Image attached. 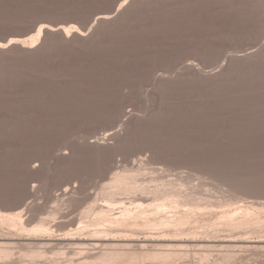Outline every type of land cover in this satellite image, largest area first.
Here are the masks:
<instances>
[{
  "label": "rangeland",
  "instance_id": "374dc122",
  "mask_svg": "<svg viewBox=\"0 0 264 264\" xmlns=\"http://www.w3.org/2000/svg\"><path fill=\"white\" fill-rule=\"evenodd\" d=\"M9 47L0 264H264V0H0Z\"/></svg>",
  "mask_w": 264,
  "mask_h": 264
},
{
  "label": "bare ground",
  "instance_id": "6f19581e",
  "mask_svg": "<svg viewBox=\"0 0 264 264\" xmlns=\"http://www.w3.org/2000/svg\"><path fill=\"white\" fill-rule=\"evenodd\" d=\"M118 174H119V173H118ZM118 174H117V175H118ZM118 176H119V175H118ZM121 176H124V175H121ZM129 176H131V175H128V176L126 175V178L129 177ZM132 177H133V175L131 176V178H132ZM124 178H125V177L122 178V181H123ZM126 178H125V179H126ZM131 178H130L129 180H131ZM136 178H137V176H136ZM117 179H120V177H117ZM125 179H124V180H125ZM133 179H134V178H133ZM133 179H132V180H133ZM115 180H116V179H115ZM119 181H121V179H120ZM135 181H137V180H135ZM126 182H128V181L126 180ZM137 182H138V181H137ZM137 182H136V183H137ZM119 183H120V182L117 183V181H116V183H115L116 185H115V186L118 187L117 184H119ZM130 183H132V182H130ZM123 184H124V183L119 184L120 186L122 185L121 188H123V190H124V189H126L127 191L129 190L128 192H130V189H131V188L128 189L127 186H126V183H125V186H124ZM137 185H138V183H137ZM137 185H136V186H137ZM120 186H119V187H120ZM129 186H131V184H130ZM129 186H128V187H129ZM117 187H116V188H117ZM125 187H126V188H125ZM138 188H139V187H138ZM132 189H133V187H132ZM132 189H131V192L133 191ZM136 189H137V187H134V191H135ZM126 190H124V191H126ZM65 191H66V190H65ZM127 191H126V192H127ZM111 192H112V191H111ZM157 195H158V194H157ZM111 196H112V195H111ZM89 211H90V210H89ZM91 212H92V211H91ZM99 212H100V211H99ZM102 212H104V211H102ZM96 213H97V211H96ZM88 214H89V213H88ZM92 214H93V213H92ZM105 216H106V215H105ZM93 222H94V221H93ZM110 222H111V221H110ZM105 225H106V224H105ZM101 226H102V225H101ZM103 229H104V228H103ZM103 229H102V230H103ZM97 241H98V240H97ZM170 243H171V242H170ZM99 244H100V243H99ZM172 244H173V243H172ZM94 245H95V244H94ZM97 245H98V244H97ZM83 262H84V261H83ZM72 263H73V262H72Z\"/></svg>",
  "mask_w": 264,
  "mask_h": 264
},
{
  "label": "trees",
  "instance_id": "16d2710c",
  "mask_svg": "<svg viewBox=\"0 0 264 264\" xmlns=\"http://www.w3.org/2000/svg\"><path fill=\"white\" fill-rule=\"evenodd\" d=\"M99 23H98V21L96 22V24H95V27L98 25ZM94 30V29H93ZM71 38H72V36H71ZM12 49V47H9V48H7V49H4V50H2V48H0V53H2V52H7V51H9V50H11Z\"/></svg>",
  "mask_w": 264,
  "mask_h": 264
}]
</instances>
